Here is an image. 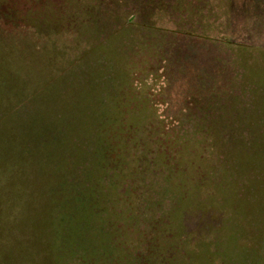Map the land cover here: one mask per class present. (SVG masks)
Here are the masks:
<instances>
[{"label": "rangeland", "instance_id": "obj_1", "mask_svg": "<svg viewBox=\"0 0 264 264\" xmlns=\"http://www.w3.org/2000/svg\"><path fill=\"white\" fill-rule=\"evenodd\" d=\"M263 0H0V264H264Z\"/></svg>", "mask_w": 264, "mask_h": 264}, {"label": "crops", "instance_id": "obj_2", "mask_svg": "<svg viewBox=\"0 0 264 264\" xmlns=\"http://www.w3.org/2000/svg\"><path fill=\"white\" fill-rule=\"evenodd\" d=\"M255 11L252 14H249V16H263V44H264V0H263V7H262V13H255ZM263 51H264V45H263Z\"/></svg>", "mask_w": 264, "mask_h": 264}]
</instances>
